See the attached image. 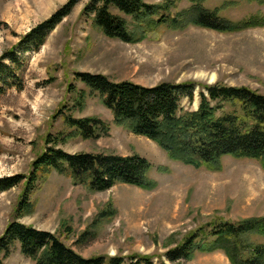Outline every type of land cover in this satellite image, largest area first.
<instances>
[{"label": "rangeland", "instance_id": "obj_1", "mask_svg": "<svg viewBox=\"0 0 264 264\" xmlns=\"http://www.w3.org/2000/svg\"><path fill=\"white\" fill-rule=\"evenodd\" d=\"M173 1V13L191 6L189 0ZM69 2L0 0V58ZM89 2L80 0L38 51L25 54L24 88L0 95V178L29 177L51 136L68 153L139 154L154 165L150 177L158 185L145 190L117 183L109 190L93 191L52 170L37 183L30 195L32 208L23 214L18 209L26 180L0 193V237L11 222L19 221L54 233L86 258L139 253L155 263L172 264L166 252L199 227L264 216V169L258 160L224 156L219 170L172 160L154 141L118 125L99 93L78 78L79 73L102 74L114 82L129 80L148 87L194 83V98L182 101L188 111L198 109L204 85L247 86L264 94V26L234 32L160 26L129 43L103 33L93 16L84 13ZM205 5L233 22L264 15V4L254 0H207ZM68 116L99 118L109 132L86 139L67 124ZM4 260L36 264L18 243ZM173 264L231 262L222 250H196L192 259Z\"/></svg>", "mask_w": 264, "mask_h": 264}, {"label": "trees", "instance_id": "obj_2", "mask_svg": "<svg viewBox=\"0 0 264 264\" xmlns=\"http://www.w3.org/2000/svg\"><path fill=\"white\" fill-rule=\"evenodd\" d=\"M80 0H70L50 18L25 34L19 43L0 58V95L10 88H24L25 54L38 51L49 34L69 16ZM191 6L173 13V0L150 4L144 0H90L84 13L111 38L129 43L147 37L160 26L184 29L195 25L221 32L264 26V15L255 14L233 22L205 5L207 0H189ZM264 4V0H254ZM130 17L135 23L131 29ZM1 28V23H0ZM78 78L93 92L99 93L118 125L154 141L172 160L197 168H222V158H251L264 169V94L247 87L222 83L204 85L199 107L195 111L182 108L184 98H194V83L162 82L144 86L133 81L114 82L102 74L79 73ZM67 124L82 137L99 138L108 134L109 126L99 118L75 119ZM58 139L49 136L46 150L34 162L29 177L17 174L0 178V193L24 180L25 192L18 212L32 208L30 195L37 183L52 170L66 174L75 183L93 191H106L117 183H126L145 190L157 187L150 177L154 165L139 154L123 156L105 153H68L58 147ZM164 172L166 167H160ZM103 212L101 216H105ZM36 264H168L139 253L86 258L67 246L54 233L37 229L19 221L11 222L0 237V264L5 263L16 244ZM196 250H222L231 264H264V216L238 221L217 220L201 226L165 257L170 263L193 258Z\"/></svg>", "mask_w": 264, "mask_h": 264}]
</instances>
